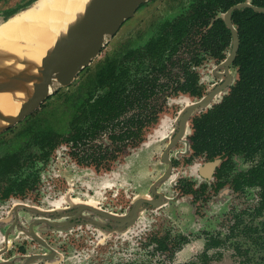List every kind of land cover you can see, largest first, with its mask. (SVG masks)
Listing matches in <instances>:
<instances>
[{
  "label": "rangeland",
  "instance_id": "1",
  "mask_svg": "<svg viewBox=\"0 0 264 264\" xmlns=\"http://www.w3.org/2000/svg\"><path fill=\"white\" fill-rule=\"evenodd\" d=\"M26 1L28 0H0V21L4 18L5 11L18 7ZM189 3L190 0H149L121 25L116 35L106 43L102 52L80 72L72 84L61 87L55 94L46 98L37 111L31 113L33 116L30 114L27 119L0 132L1 186L7 183L6 177L12 176L18 164H23L19 169L23 176L29 175L28 171L37 170V180L28 186L24 193L1 198L2 189L0 190V218L6 216L16 201L50 208L53 206L52 202L62 195H66L67 199L63 205H74L76 199L86 201L94 198L101 207L121 213L129 209L136 196H143L149 192V185L166 168V164L161 160V152L171 138L174 127L178 126L176 119L180 109L183 104L189 102L188 98H181L195 99L197 97L189 94L174 96L171 93L167 98L164 94L158 96L156 101L160 105L165 102L158 122L147 129L142 143L121 154L110 169L106 168L105 164L95 166L92 163H78L71 154L70 145L60 140L62 132L68 128V120L74 113L71 111L74 107L68 106L67 99L69 95L72 96L79 92V88H85L84 82L89 74L94 73L99 61L114 53H121L137 46L142 47L152 35L159 31V25L164 19L173 18L186 11ZM70 8L75 10V5H71ZM215 63V60H210L200 68L204 92L213 81L211 69ZM146 65L147 62L144 66ZM232 72L236 77L235 67H232ZM32 123H34L33 128ZM53 123L59 127H55L56 132L44 129V126ZM25 128L30 130L28 135L16 141V144L14 141L11 142V139L20 131H25ZM33 129L59 136L57 141H55L56 135L40 136V144L37 146L38 136L31 134ZM159 129L160 131L168 130V135L160 138L158 134H155L160 132ZM189 135L188 133L171 149L177 178L166 180L159 185L160 191L171 197L169 203L157 208L149 206L144 208L138 222L126 234L110 233V237L103 236L102 238L98 229L92 226L83 227L93 233V236H89L81 229L74 230L77 234L73 240H67L64 243L69 244V247L65 248L61 242L63 236H60L59 232H53L54 236H50L45 231H39V233L55 249L72 250L66 252L70 257L67 264H180L193 258L204 248L207 231L219 232L222 237L228 235L238 214L241 215L239 227L236 228L234 235H229L225 244L220 248L222 256L212 260L210 264H264V212L258 217L253 214V207L258 199V187H250L245 191H233L227 184L219 192H214L211 185L213 180L201 177L195 171L201 159L190 158ZM43 143H48L44 150L41 148ZM27 147L29 149L25 151ZM21 149H24V154L20 163L13 159H2L4 155L13 152L17 154V151ZM44 151L47 153L46 157L42 156ZM33 155L35 161L26 166L29 156ZM239 164L240 168H244L250 162ZM107 179L113 183L112 186H103ZM185 181L195 183L196 187L202 183L208 188L200 193L198 199H193L192 195L184 193L181 189ZM20 212L25 224L28 213L24 209ZM248 222L258 227L262 236H257L255 231L251 232L250 236L240 232L242 229L240 225ZM164 235H168L167 240L171 243L181 242L180 235L188 237V241L174 252L162 250L157 246L156 237ZM10 241V246H12L10 254L14 253L17 257H21L22 253L26 252L42 251L39 244L25 237L19 229L11 234ZM82 242H85L90 249L84 254H77L75 248H79L78 244ZM3 244L0 241V247ZM235 245H240V250L235 248ZM215 251V249L211 250V252ZM91 255H95L93 260H90ZM8 256L7 253L2 255L4 258ZM42 262V259H38L33 264H42Z\"/></svg>",
  "mask_w": 264,
  "mask_h": 264
},
{
  "label": "flooded vegetation",
  "instance_id": "2",
  "mask_svg": "<svg viewBox=\"0 0 264 264\" xmlns=\"http://www.w3.org/2000/svg\"><path fill=\"white\" fill-rule=\"evenodd\" d=\"M148 1L149 0L141 3L137 7L136 11L139 8L143 7ZM194 1L195 0H190L189 6L187 7L186 11H183V12L177 14L173 18L164 19L159 25V28H158L159 31L155 35H152L142 47L137 46V47L131 48L132 51H134L136 53L135 56H137L135 61H131L129 63L128 56H129V52L131 49L125 50L124 52H121V53L118 52V53H114L113 55L106 56L103 60H101L97 63V65H96L97 67H96L94 73L93 74L91 73L88 75V79H86V81L84 82L85 88L84 89L79 88V92L74 93L72 96H70V95L68 96V99H67L68 106L70 108L74 107V109H71V111H73L74 113H72L71 118L68 120V124H69L68 128L65 129L66 130L65 132H62V136H61L60 140L66 142L67 144L70 145L71 154L73 157H75V160L78 163L79 162L80 163H92L95 166H101V165L105 164L106 168L110 169L112 167L113 163L119 158V156L121 154H123L124 152H128V150L130 148L137 146L140 143H142L145 139L147 129L149 127H151L153 124H156L158 122V120L160 118V113L163 111V109L165 107V102L163 105H160V103H158L156 101L158 99V96L164 94V96L167 98L168 94H170V93L173 94L174 96H177L180 94H189L193 97L196 96L197 98H195V99H190L189 97H182L181 98V99L188 98L189 102H191L192 100H197V99L201 98L202 96L207 94L209 91H211L213 88H215L217 85H219L220 83H222L225 80L227 75L224 73V68L220 64L224 61V59L226 58L227 54L229 53V51L231 49L232 33H231V45L229 48H227L223 51L224 56H222V57L216 56L214 53H212V51L210 49H205L203 47V45L200 43V41H201L203 34H205L207 32V30L212 25V23L216 17L221 16L224 19L223 15L227 9L225 11H218V13L216 14V17L211 19V21L207 25V27H201L200 31L196 32L195 34L189 33L188 36H185V37H187V39L184 38L185 41L183 40V42L179 44L176 53H174L172 56V59L175 61V64L171 65V63H169L170 61L168 60L167 63H169V64H168V67L166 68V70H168V71L163 72V73L162 72L157 73L158 77H156V79H157L156 82L158 83V85L155 88L156 91L151 96L143 99L142 101H144V102L141 106L134 105L132 108L126 110L125 113L122 116H120L121 121H117L116 118H114L110 121H104L105 127L101 128L100 131L98 133H96L94 138L85 139V143L78 142L77 144H75L74 141H72L71 139H68V137L70 136L71 131H72V123L75 120H77L79 117L82 116V120H83L82 123H83L84 127L88 128L89 126L92 125L93 120L87 118L89 116L88 113H87V115L86 114L84 115V112H83L84 107H83V105L79 106V103H81V102L86 103L87 102L88 105L90 103H92L93 105L90 107V110L94 114H95V112L97 113V111L95 109L94 102L96 101L97 98H99V96L101 94L106 92V90L109 86V84H107V82L105 80L101 81V79H100L99 70L101 68L102 63L106 60L107 61L111 60L110 65L112 66V65H114L113 61L115 60L114 62L116 64L114 65V70L116 69V72H117L118 70H120L119 68H121V69L126 68V70H127L126 72L129 75L132 73H135V71L137 70L135 68L136 64L140 65L138 67L139 72H142V71L149 72L152 68V65L155 63V61H157V58H158L156 55L152 56L148 51V49H149L148 43L151 41V38L158 37L160 35L165 34L166 30L168 29V22L175 20L179 16L186 15L191 10V6H192ZM244 1H247V0H244ZM248 1H250V0H248ZM239 2H242V1H239ZM256 5H258V4H256ZM261 6H264V5H261ZM129 18H127V19H129ZM232 21H233V18H232ZM224 22H225V20H224ZM225 24H226V22H225ZM116 33L114 35H116ZM238 35H239V32H238ZM189 38H191V39H189ZM239 41H240V37H239ZM103 48H102V50H103ZM165 49H166L165 51L167 52V51H169L170 47L167 45ZM102 50H101V52H102ZM195 52L197 53V57L199 59L198 61L193 59V55L195 54ZM237 52H238V50H237ZM165 55L163 58L166 57ZM236 56H237V54H236ZM236 56H235V58H236ZM210 60H215V62H216L214 67L211 69V75L213 76V81L210 82V86L206 89V92H204V85L202 84V80H201L200 68L202 66H204ZM146 62H147V65L144 66V64ZM88 66H86V67H88ZM86 67H84L82 70H80L78 72L76 78L78 77L80 72H82ZM232 67H235L234 66V60L232 61L231 65H230V71L233 74ZM187 69L189 71L196 73V75H197L196 86H197V88H199V90L201 92L200 94H193L192 92H190V90H184L182 88L180 89V86L185 82ZM235 69H236V67H235ZM236 71H237V69H236ZM219 72L220 73L222 72L223 74H220ZM164 73H167V74H164ZM150 75H153V74L151 73ZM236 78H237V76L235 77V79ZM75 79H74V81H75ZM235 79H234V81H235ZM234 81H233V83H234ZM69 85H67V86H69ZM230 86H229L228 90L230 89ZM228 90L222 94L221 99L219 101L222 100L223 96L228 92ZM57 91H59V89ZM55 93H53V94H55ZM53 94H51V95H53ZM51 95H49L48 97H50ZM181 99H180V101H181ZM164 101H165V99H164ZM219 101L213 100L209 107H211L213 104H215ZM188 103H186V104H188ZM155 105H160V106L156 107ZM185 105L183 104L182 108L180 109V112L185 107ZM209 107L203 108L201 110H197L193 113V115L190 116L189 122H188V127L186 128V134L184 135V137H185L188 133L190 134L189 135L190 151H191L190 152V158L191 159H201V162L198 163L197 167L195 168V171L198 172L199 176L204 177L206 179H212L213 180L211 185H212V189L214 192H219L220 190L225 188V186L227 184L230 185V187L232 188L233 191H245L246 189H248L250 187H258V199H257V203L253 207V214L255 215V217H258V216L262 215L264 212V210H262L261 214L255 213L256 212L255 209L257 208L259 201H260V194H259L260 187L257 185L246 184L244 182V178L251 174L250 169L252 168V166H255L258 163V161L260 159V154L255 155L254 158H248L246 155L240 154V153L234 154L232 156L231 167H228L225 170V172H224L225 176L222 178L217 177V170L221 166L222 162L228 157L227 155H225V156L217 155V156H214L212 158H208L205 155L193 154V149L191 147L192 140L190 138L191 134L193 133L192 119L194 116L199 115L201 112L206 111ZM37 109H36V111H37ZM180 112L178 113V115L180 114ZM53 113H55V112H53ZM138 114H140L141 116L146 115L148 120L145 119L146 124H143V126L141 127L140 130L137 127V122H132L133 124H131L130 127L132 128V130H135L137 132L136 137L132 136L129 139L123 140L121 138L115 139L111 136L113 133L119 134L120 132L127 131L129 124L127 122H123L124 119L128 120L132 115L136 116ZM178 115H177V119H176V121L178 122V126L174 127L173 134H172L171 138L169 139L167 145L164 147V149L161 152V160L166 164L165 170L149 185V192L148 193H146L143 196H136L132 200L131 205H130L128 210L120 213V212H116V211H112V210L103 208L99 205V202L97 200H95L94 198H90L86 201L76 199L75 200L76 203L74 205H63V202L67 200L66 195H62L60 198L55 199L54 202H52L53 206L50 208H44V207H41L39 205L30 204L28 202L16 201L13 203L14 205H13L12 209H10L7 212L6 216H3L0 218V241H2L4 243L0 247V264H33L38 259L43 260L42 264H67L68 261H70V257L67 255L66 252H71L72 250L66 249L65 251L64 250L59 251V250L55 249L48 242V240L42 234L39 233V231H45V232L49 233L50 236H54L53 232H59V235L63 236V239L61 240V242L63 243L64 247L67 248V247H69V244H64V243L67 242V240H73L75 238V235L77 233L74 232V230L81 229V230H84L85 233L89 234V236H93V233L89 232L87 229H83V227L88 228L89 226H92L95 229H98L100 231V235L102 236V238H104L103 236L110 237V235H111L110 233L126 234L128 231H130L132 226H134L138 222V220L142 216L144 208H146L148 206L153 207V208H157V207H161V206L168 204L171 197L169 195H167L166 193L160 191L159 185L161 183L165 182L166 180H172L174 178H177V176H178V174L174 170L175 169L174 168V162L175 161H173V159H172L171 149L173 146H175L184 137L182 139H179L173 146L169 147V149H168L171 164L168 161L163 159V154H164L166 147L168 146L169 142L171 141V139L174 137V135L177 133V131L179 129ZM31 116H33V115H31ZM136 117H139V116H136ZM131 120L129 119V122ZM33 125H34V123H32V126ZM55 127L59 128L56 125H54V123H53V124H49V125L44 126V129L47 128L51 132L52 131L56 132L55 130H57V129H55ZM157 131L158 130H156V132ZM159 131H160V129H159ZM22 133H23V131H20L19 134H22ZM19 134H17V136ZM155 134H158V136L160 138H163V137L168 135V130L160 131L159 133L157 132ZM45 135H47V136H52V135L55 136L56 135L55 141H57L58 136H59L58 134H52L49 132L44 133L41 130H39L37 133V136H38L37 146L40 144V142H39L40 136H45ZM17 136H15L14 139L12 138L11 142L14 141V143L16 144V141L18 139V138H16ZM104 137H106L107 139H105ZM154 139L156 140L157 137L155 136ZM10 143H9V145H10ZM147 143H150V142H147ZM147 143H145V144H147ZM47 146H48V143H43L41 145L42 150H44V148H46ZM28 149L29 148L27 147L25 149V151H27ZM23 154H24V149L23 150L21 149V150L17 151V154H16V152H13L12 154L10 153V154L4 155L2 157V159H6V160L7 159L8 160L13 159L15 162L20 163V160H21ZM42 156L43 157L47 156L46 151H44L42 153ZM217 157H220L221 159H220L219 163L217 165H215L214 169L211 172H209V175H208L207 173L204 172L203 167H204L206 162L213 160L214 158H217ZM34 161H35L34 155L29 156V161L26 163V166H28L29 163H33ZM240 162L241 163L250 162V164L247 167L240 168V164H239ZM22 165H23L22 163L18 164L17 169L14 171L12 176L9 175L6 177L7 183L5 185L1 186L2 184L0 183V190L1 189L3 190V191L1 190V198H8L14 194H22V193H24L25 189L28 186H31L37 180V176H36L37 170H33V168L31 169L33 171H28L29 175H27V176L21 175L19 172V169L21 168ZM23 179L26 180V183L28 182L23 188L18 187L15 184L13 186H10L12 182L20 181ZM220 182H222V184H219ZM238 183L240 184L239 188L236 187V185ZM112 185H113V183L107 179L104 181L103 186L104 187H110ZM207 188H208L207 185H205V184L202 185V183L199 187H196L195 183L190 182V181H185L183 183V187L181 189L183 190L184 193L192 195L193 199H196V198L198 199L201 195L200 193L202 191L206 190ZM141 198L145 199V200H143L139 204V206L136 208L135 218L132 220V217H131L130 219H128V220L125 219L123 221V219H121V217L131 215L132 211L134 210V207H135L137 200L141 199ZM21 209H24V211L27 212L29 215L28 216L26 214L28 218H27V221L25 224L22 220V214L20 212ZM110 215H114L118 218H115V217L110 216ZM240 218H241V215L237 214L236 218H235L234 226H232L229 229V234L226 235L225 237H222L221 233H219V232L215 233V232L207 231L206 236H205L204 248L197 255H195L193 258H191L187 261H184L183 263H180V264H186V263H190V262L199 263L200 256L204 252H206L209 256L208 257V259H209L208 264H210L212 260L221 257L222 252L220 251L221 250L220 248L225 244L229 235L231 236V235L235 234L236 228L239 227V224L241 223ZM252 224H253L252 222L247 223V225H252ZM240 226L242 227L240 232H242L245 235L250 236L249 235L250 233L247 234V232H245L247 230L246 224H242ZM253 228L254 229H252L251 232H253L255 230V232H257V236H262V235H260L259 229H257L258 227L253 226ZM17 229H19V231L21 233H23L25 235V237L27 236L28 238H31L33 241H35V243L39 244L42 248V251H34L31 253H29V252L22 253L21 257H17L14 253L10 254V250L12 249V246H10L11 234H13L14 231ZM68 230H70V231H68ZM215 236H218L224 242L223 243L221 242L217 246H210L207 248L206 247L207 242L212 237H215ZM263 238H264V235H263ZM167 239H168V235H164L163 237H156V240H157L156 242H157L158 248H160L162 250H171L174 252L175 249L180 248V246L184 242L188 241V237H186L184 235H180L179 239L181 240V242L178 241V242L171 243ZM60 245H61V243H60ZM78 245H79V248H75V250H77V254H84L88 249H90L89 246H86L85 242H82V244H78ZM235 248L240 250L241 246L235 245ZM213 249H215L216 251L211 252V250H213ZM6 253L9 254V256L6 258L2 257V255L6 254ZM27 256L30 257L29 260L26 259ZM91 256H92V258H90V260H93L95 258V255H91ZM125 264H133V263H125ZM141 264H146V263H141ZM157 264H163V263H157Z\"/></svg>",
  "mask_w": 264,
  "mask_h": 264
},
{
  "label": "trees",
  "instance_id": "3",
  "mask_svg": "<svg viewBox=\"0 0 264 264\" xmlns=\"http://www.w3.org/2000/svg\"><path fill=\"white\" fill-rule=\"evenodd\" d=\"M31 1L33 0H28L18 7L5 11L4 18ZM239 1L244 0H195L191 10L186 15L168 22V29L165 34L151 38L148 43V51L152 56L156 55L158 58L149 72H139L138 67L140 65L138 64H136L135 73L130 75L126 72V68H119L120 70L116 72V69L114 70L115 60L112 66L110 65L111 60L104 61L99 74L101 81L105 80L109 86L106 92L94 102L97 113L91 112L92 103L89 105L87 102L79 103V106L83 105L84 107V115L88 113L87 118L93 120L92 125L88 128L84 127L82 116L79 117L72 123V131L68 139L74 141L75 144L78 142L85 143V139L94 138L96 133L105 127L104 121H110L114 118L121 121L120 116L126 110L134 105L141 106L144 102L142 100L156 91L157 73L167 72L168 64H175L172 56L184 38L187 39L185 36H188L189 33L195 34L200 31L201 27H207L211 19L216 17L218 11H225ZM250 1L254 4L264 5V0ZM232 18L240 37L237 56L234 59V66L238 73L237 78L221 101L193 117V133L190 136L191 147L195 155H205L208 158L217 155L228 156L217 170L218 178L225 176L224 172L228 167H231L234 154H244L248 158H254L255 155L260 154L258 163L252 166L251 174L244 178V182L260 187V201L255 213L261 214L264 210V12L254 10L251 7L236 8L232 13ZM200 43L216 56H224L223 51L231 45V31L221 16L214 19L207 32L203 34ZM167 45L170 49L166 52ZM135 54L131 49L128 56L129 63L136 60ZM195 54L193 59L198 61L197 53L195 52ZM164 55L165 58H163ZM168 60L169 63H167ZM151 73L153 75H150ZM196 81V73L187 69L185 82L180 86V89L190 90L193 94H200ZM136 116L132 115L129 118L130 120L133 118L130 122L129 119H124L123 122L129 124L127 131L119 134L113 133L111 136L123 140L132 136L136 137L137 132L130 127L132 122H137V127L140 130L143 124H146L145 119H147L146 115L138 114ZM25 129L22 134L16 135L17 141L30 132L27 128ZM38 131L39 129H33L31 134L36 136ZM27 183L23 179L12 182L10 186L15 184L23 188ZM239 186L238 183L236 187L239 188ZM246 229L245 232L251 235V230L254 228L253 225L246 224ZM221 242L224 241L215 236L207 242L206 247L217 246ZM208 257V254L204 252L200 256L199 263L190 262L186 264H208Z\"/></svg>",
  "mask_w": 264,
  "mask_h": 264
},
{
  "label": "water",
  "instance_id": "4",
  "mask_svg": "<svg viewBox=\"0 0 264 264\" xmlns=\"http://www.w3.org/2000/svg\"><path fill=\"white\" fill-rule=\"evenodd\" d=\"M145 1L147 0H90L81 18L68 27L64 37L58 39L43 57L41 63L37 64V76L32 83L31 93L22 102L17 113L10 115L0 110V122L3 123L0 125V132L14 126L34 112L49 95L55 93L61 87L71 84L78 72L88 66L100 54L102 48L120 29L122 23L133 16L137 7ZM242 7H251L257 11L264 12V6L253 4L247 0L233 4L224 13V20L232 33L231 49L220 64L227 76L222 83L201 98L192 100L182 109L178 115L179 129L163 154V159L169 163L168 149L184 137L190 116L197 110L209 107L213 100L219 101L222 94L228 90L235 79L234 74L230 71V65L237 54L239 35L237 27L232 21V12L234 9ZM20 9L10 14L7 18ZM7 18H3L1 21ZM0 73H3V71H0ZM220 74L223 73L221 72ZM3 88V84L2 86L0 85V90ZM220 159V157H217L206 162L203 167L204 172L209 175V172L214 169ZM143 200L145 199H138L132 214L121 217V219L124 221L132 217L133 220L136 216L135 210ZM110 216L118 218L114 215ZM26 259L29 260L30 257L27 256Z\"/></svg>",
  "mask_w": 264,
  "mask_h": 264
},
{
  "label": "bare ground",
  "instance_id": "5",
  "mask_svg": "<svg viewBox=\"0 0 264 264\" xmlns=\"http://www.w3.org/2000/svg\"><path fill=\"white\" fill-rule=\"evenodd\" d=\"M89 2L34 0L0 21V85L4 86L0 90V110L10 115L17 113L31 93L37 64L64 37L68 27L81 18Z\"/></svg>",
  "mask_w": 264,
  "mask_h": 264
}]
</instances>
